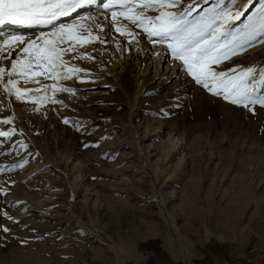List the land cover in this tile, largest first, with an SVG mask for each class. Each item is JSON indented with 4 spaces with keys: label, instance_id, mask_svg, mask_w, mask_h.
Here are the masks:
<instances>
[{
    "label": "rangeland",
    "instance_id": "obj_1",
    "mask_svg": "<svg viewBox=\"0 0 264 264\" xmlns=\"http://www.w3.org/2000/svg\"><path fill=\"white\" fill-rule=\"evenodd\" d=\"M192 3L181 0L172 10ZM214 3L199 0L189 19ZM247 3L225 0L233 12ZM253 3L230 31L256 12L260 0ZM121 20L106 25L96 18L89 30L99 39L70 54L94 57L74 59L92 72L83 82L72 78L78 105L49 90L65 104L40 103L44 93L34 94L17 104L16 117L0 102V120L14 117L0 131L16 130L11 139L0 137V209L18 221L0 216L11 229L0 231V264H264V108L256 105L253 115L211 95L166 43L150 42ZM214 67L236 68L230 75L252 68L259 80L264 43ZM51 80L44 85L60 87ZM170 136L179 144L168 151ZM148 168L157 177L176 170L155 180L168 200L164 213L152 197Z\"/></svg>",
    "mask_w": 264,
    "mask_h": 264
},
{
    "label": "snow or ice",
    "instance_id": "obj_2",
    "mask_svg": "<svg viewBox=\"0 0 264 264\" xmlns=\"http://www.w3.org/2000/svg\"><path fill=\"white\" fill-rule=\"evenodd\" d=\"M97 3L98 0H0V28L6 25L29 28L37 25H55L61 17L69 16L79 9ZM197 3L199 0H193V3L180 13L172 9L180 5L181 0H120L118 5L114 4L113 0H106L101 6L111 12L113 23L118 20L116 11L118 6L121 9L119 15L140 28L150 42L167 44L170 55L180 62L181 68L195 84L202 86L211 95L221 97L224 101L243 107L255 115L256 105L264 108V95L257 94L260 89H264V71L261 72L259 80H255L252 68L230 75V73H236L237 69L218 71L214 66H219L225 60H230L233 56L243 53L257 42L264 43V0H260L259 8L253 15L247 17V22L243 23V27L236 28L234 31H230L231 22L239 21L246 12L255 7L253 0H248L243 10L235 12L230 6H225V0H215L212 7L201 8L195 17L189 19ZM204 3H208V0H204ZM230 3L234 6L237 0H230ZM146 10H155L158 15H145ZM76 27L81 29L79 35L73 31ZM89 27L84 24L78 26L61 24L52 32L51 38L41 35L37 40L31 41H26L21 35L5 37L0 42V53L5 51V46L10 53L12 49L26 45L23 47V52L28 58L27 60H12L11 70L7 72L0 67V79H3L5 75L8 77L4 91L10 95L14 93L18 101H23L28 92L43 91L44 94L38 97L40 103L51 100L54 104H63V101L55 99L54 96L49 97L48 91L74 94V89L63 86L57 88L54 83L42 85V88L25 89L22 92L16 87L17 80L14 77L17 75L25 77L24 83L39 84L40 81L35 79L38 75L53 81L68 80L73 74L78 75L84 70L75 66L69 67V62L64 60V56L75 52L77 47H83L85 42L92 43L99 39V37L92 36ZM97 27L100 26L97 25ZM100 30L103 31V28ZM116 31L128 37L135 38L136 35L131 30L121 27H116ZM85 32L90 37L86 41H84ZM65 37L68 38L67 41ZM100 42L103 43V41ZM3 58L0 55V59ZM72 58L94 59L90 54H78ZM18 65L20 66L19 72H17ZM34 68L42 71L34 72ZM58 70H64L63 75ZM250 79L252 83H249ZM34 110L38 111V109ZM12 119L14 117L0 120V124H10ZM69 122L67 118L63 120L65 124ZM15 134L14 128L10 131H0V137L8 139ZM0 216L14 221V218L2 209H0ZM14 222L18 223V221ZM0 231L8 233L11 229L0 225Z\"/></svg>",
    "mask_w": 264,
    "mask_h": 264
},
{
    "label": "bare ground",
    "instance_id": "obj_3",
    "mask_svg": "<svg viewBox=\"0 0 264 264\" xmlns=\"http://www.w3.org/2000/svg\"><path fill=\"white\" fill-rule=\"evenodd\" d=\"M105 2H106V0H98L97 4H92V5H90V6L86 7V8L79 9L77 12H73L70 16H67L66 18L61 17V19L59 21L55 22V25H37V26L31 27V28H29V27H19V26H15V25H6L3 28H0V42H2L5 37H9V36H12V35H21L26 41L37 40V38L40 37L41 35H44L45 37L51 38L52 32L55 30V28L57 26H59L61 24L69 25V26H71V25H77L78 26L80 24H84L87 27L90 26L89 29H91V28L93 29L94 26L96 28V22H95L96 18H97V20L101 19L103 21V23H105L106 25H115V23L117 24L118 22H121L122 21L121 19H123V17H121L119 15L121 9L118 6L116 7L118 20H117V22L113 23L112 22L111 12L106 10L104 7L101 6ZM113 2H114V4L118 5L120 0H113ZM121 23H123V22H121ZM73 31L76 32V34H79L81 32V29H79V27H76V28L73 29ZM144 36H146V35L144 34ZM67 39L68 38L65 37L66 41H67ZM38 42H42V41H38ZM69 43H70V41H69ZM62 46H64V45H62ZM23 47H26V45H22L20 48H14L9 53V51L7 50V46H5V51L3 53H0V55H2L4 57L3 59H0V67H3L6 70V72H7V71L11 70V61L12 60H14V59L27 60L28 57H27V54L23 52ZM64 60L69 62V65H68L69 67L75 66V67H77L79 69L84 70L81 73H79L78 75L77 74H73L72 75L73 79H78L77 81L86 80L87 75L89 73H92L89 70H87L86 68H84V67L80 66L79 64H77L75 62V60L72 58L71 55H65L64 56ZM19 71H20V66L18 65L17 72H19ZM33 71L39 73L42 70L38 69V68H34ZM58 71L60 72L61 75H63L64 70H58ZM29 75H31V74H29ZM110 75H113V73L110 74ZM72 78L68 79V80L58 79L57 81H59L58 85L60 87L63 86V87H68V88H72V89L75 90L74 94H70V93L65 92L64 95H62V97L66 101V104L67 105H69V104H71V105L77 104L78 105L79 104L78 103V98L80 96L78 94H76L77 93L76 89L79 86L75 83V80H72ZM14 79L17 80L16 87L20 88L22 92L25 89H28L27 85L22 86L23 84H20L21 82H24L25 77H20V76L17 75V76L14 77ZM35 79H38L42 83L45 81V78L43 76H39V75L36 76ZM7 80H8L7 75H5L3 77V79H0V102H2V101L4 103L6 102L8 104L7 107L10 108V110H12L14 115L17 117V115L20 114V110H21V109H18V105L17 104L19 102H21V101L16 100L14 93L10 95V94H8L7 92L4 91V85L7 83ZM51 81H53V80H51ZM44 83L42 85H44ZM42 85H40V87L37 86L35 89L42 88ZM48 85H49V83H48ZM51 92H53V91L51 90ZM51 92H49V93H51ZM41 93H43V91H41L40 93H37L35 91L28 92L27 95L25 96L24 100H29V98L31 96H33L34 94H41ZM53 93H54L53 95H55V92H53ZM60 93L62 94V92H60ZM61 94H58V95H61ZM49 95H51V94H49ZM59 98H60V96H59ZM63 102H64V100H63ZM4 103H2V104H4ZM16 124L19 125L18 122H16ZM168 141L170 143L168 151H171V150H173V149L178 147V144H179V139L178 138H174L173 136H170ZM182 158H184V154H183ZM68 160L69 159H67V161ZM178 161L180 162V160H178ZM142 163H145V162L143 161ZM148 172L151 175L150 178H151L152 183H153L152 197L155 198V201L157 203L156 205L158 206L159 210L162 213H164V205L167 203L168 200H167V198H165L162 195H160L159 187H158V185L156 186L155 180H157L159 176H163V177L164 176H168L170 178V177H172V175H174L176 173V170L172 171V173L169 175V171L166 170V168H165L164 170L159 171L160 173H159L158 177L155 174H153L152 170H150L149 168H148ZM242 182H244V181H242ZM82 183H83V180H80V182H79L80 186H82L81 185ZM85 187H87V186L85 185ZM71 194H73V192H71ZM44 203H45V200H40V202H36V205H42ZM19 207L23 208L24 205L23 204H19ZM70 207L72 208V205H70Z\"/></svg>",
    "mask_w": 264,
    "mask_h": 264
},
{
    "label": "water",
    "instance_id": "obj_4",
    "mask_svg": "<svg viewBox=\"0 0 264 264\" xmlns=\"http://www.w3.org/2000/svg\"><path fill=\"white\" fill-rule=\"evenodd\" d=\"M226 264H252V263L248 261H235V262L226 263Z\"/></svg>",
    "mask_w": 264,
    "mask_h": 264
}]
</instances>
